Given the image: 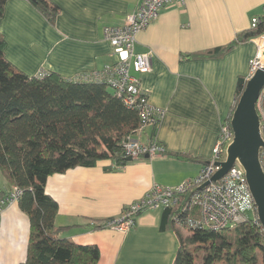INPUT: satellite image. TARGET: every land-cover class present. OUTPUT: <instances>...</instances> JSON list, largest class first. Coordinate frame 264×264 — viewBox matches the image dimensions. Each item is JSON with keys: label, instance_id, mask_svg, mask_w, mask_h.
Here are the masks:
<instances>
[{"label": "crops", "instance_id": "1", "mask_svg": "<svg viewBox=\"0 0 264 264\" xmlns=\"http://www.w3.org/2000/svg\"><path fill=\"white\" fill-rule=\"evenodd\" d=\"M48 1L59 9L53 20L30 0H8L0 20L6 59L29 77L49 72L74 79L115 65L105 29L122 27L142 2ZM263 11L264 0H187L166 7L138 35L135 51L152 52V70L132 75L165 113L156 127L138 131L133 139L157 143L164 153L133 160L117 172L106 171L110 161L77 167L50 176L46 184V194L58 204L56 227L77 245L98 247L97 264H174L180 243L171 226L162 230L163 209L143 212L127 232L95 226L121 218L155 185L173 188L194 180L211 162L238 81L249 80L257 45L254 38L218 57L190 56L232 43ZM13 188L0 170V192ZM30 230L18 202L0 210V264L26 261Z\"/></svg>", "mask_w": 264, "mask_h": 264}, {"label": "trees", "instance_id": "2", "mask_svg": "<svg viewBox=\"0 0 264 264\" xmlns=\"http://www.w3.org/2000/svg\"><path fill=\"white\" fill-rule=\"evenodd\" d=\"M7 1L0 0V20ZM30 1L51 20L59 11L48 0ZM262 34L264 11L260 24L232 43L190 57H218ZM4 47L0 34V170L11 187L21 190L18 204L30 220L28 255L22 264H97L98 247L77 245L56 227L58 204L46 194V184L52 175L102 161L112 162L107 172L130 164L124 143L139 131V112L104 81L65 79L49 72L29 77L6 59ZM246 83L238 81L228 123ZM7 194L0 192V200ZM192 196L191 190L179 205L163 211L162 230L171 226L180 243L174 264H264V230L254 219L220 232L179 226L176 218Z\"/></svg>", "mask_w": 264, "mask_h": 264}, {"label": "built area", "instance_id": "3", "mask_svg": "<svg viewBox=\"0 0 264 264\" xmlns=\"http://www.w3.org/2000/svg\"><path fill=\"white\" fill-rule=\"evenodd\" d=\"M186 1L142 0L137 11L126 18L122 27L105 29V39L111 45L118 62L100 72L77 77L84 80L104 81L119 97L123 98L126 106L136 108L141 124L139 131L158 124L165 112L150 103L139 79L132 75V72L143 75L152 70V52L136 53L135 51L138 35L158 20L166 7L175 3L184 5ZM259 24L260 18L256 17L252 19L251 28H256ZM254 40L257 45V54L250 60L249 79L258 69L264 68V34ZM257 112L260 117V134L264 142L263 93L257 103ZM233 139L230 122L222 123L213 159L204 166L197 178L173 188L155 185L143 198L127 206L121 218L107 220L98 226L127 232L135 226L138 216L143 212L173 208L179 205L181 197L191 190L193 196L183 206L182 215L176 218V223L187 231L203 229L220 232L232 229L249 219L258 221L257 207L250 192L246 173L239 163H236L221 180L216 183L211 182L207 187L199 190L202 185L211 181L213 175L219 170L216 164L226 160L227 148ZM162 153L164 149L154 142L142 144L133 138H128L124 143L125 156L133 160ZM260 160L263 164L264 148L260 150ZM21 194V190L14 187L0 201V210L10 203L18 202Z\"/></svg>", "mask_w": 264, "mask_h": 264}, {"label": "water", "instance_id": "4", "mask_svg": "<svg viewBox=\"0 0 264 264\" xmlns=\"http://www.w3.org/2000/svg\"><path fill=\"white\" fill-rule=\"evenodd\" d=\"M263 91L264 68L258 69L247 81L232 114L230 125L234 139L227 148L226 160L216 164L219 170L211 181L206 182L199 190L211 182L221 180L236 163H239L245 170L250 192L257 207L258 221L264 230V168L260 160V150L264 148V142L260 134V117L257 112V103ZM128 161L133 159L128 158Z\"/></svg>", "mask_w": 264, "mask_h": 264}, {"label": "rangeland", "instance_id": "5", "mask_svg": "<svg viewBox=\"0 0 264 264\" xmlns=\"http://www.w3.org/2000/svg\"><path fill=\"white\" fill-rule=\"evenodd\" d=\"M264 163V162H263ZM197 264H201V262H197Z\"/></svg>", "mask_w": 264, "mask_h": 264}]
</instances>
